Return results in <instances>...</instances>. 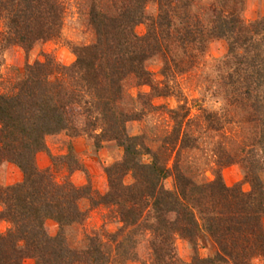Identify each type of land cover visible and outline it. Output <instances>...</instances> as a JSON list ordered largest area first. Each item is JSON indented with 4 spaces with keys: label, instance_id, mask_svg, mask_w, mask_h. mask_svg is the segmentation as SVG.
I'll return each mask as SVG.
<instances>
[{
    "label": "trees",
    "instance_id": "trees-1",
    "mask_svg": "<svg viewBox=\"0 0 264 264\" xmlns=\"http://www.w3.org/2000/svg\"><path fill=\"white\" fill-rule=\"evenodd\" d=\"M70 1L91 41L70 45L69 66L49 56L25 63L0 92V169L10 164L22 175L9 186L0 180V221L9 225L0 234V264H127L139 261L143 240L142 264L264 261V16L246 22L244 0H0V52L19 47L27 55L57 39ZM140 24L144 36L135 33ZM220 40L227 53L208 63L209 45ZM151 63L160 66L161 81ZM197 70L200 83L216 87L219 108L190 118L184 104H152L180 101V79ZM140 87L149 92L129 95ZM157 112L168 114L169 129L147 123ZM129 122L146 127L129 136ZM63 132L93 138L96 148H122L105 169L104 194L68 177L58 182L52 168L38 167L46 138ZM49 157L53 167L66 164L69 175L81 169L72 148ZM233 165L242 168L248 192L225 185L222 170ZM99 207L110 211L116 232L83 229ZM48 220L58 227L55 237ZM178 241L188 245L189 261L179 257Z\"/></svg>",
    "mask_w": 264,
    "mask_h": 264
},
{
    "label": "rangeland",
    "instance_id": "rangeland-1",
    "mask_svg": "<svg viewBox=\"0 0 264 264\" xmlns=\"http://www.w3.org/2000/svg\"><path fill=\"white\" fill-rule=\"evenodd\" d=\"M149 13L155 12V7H147ZM264 16V0H244L242 18L246 22L256 21ZM3 26L0 21V33ZM138 36H144L146 27L143 24L135 28ZM91 33L87 29L85 17L81 16L76 2L67 3L65 10L63 27L60 36L57 39L35 46L27 55L19 47H12L0 52V92H3L5 83H13L20 78L23 73L25 63H34L35 61H44L46 56L53 58L57 64L69 66L75 61V57L71 52L70 45L87 44L91 41ZM227 53V43L225 41H214L209 45L206 55L208 63L213 60L222 58ZM149 70L155 76L157 81H161L160 66L157 63H151ZM201 70L194 71L180 79L181 100L178 101L174 97L157 98L152 104L156 107L163 106L166 109H176L180 104L186 105L189 109L190 118L196 117L200 109L215 110L221 106V102L216 99V87L209 84L200 83L198 78ZM200 80V81H199ZM148 87L132 88L128 91L129 95L136 98L139 93H148ZM147 123L153 126H161L162 129H169L171 121L168 114L163 112L153 113L147 118ZM146 123L129 122L126 124V130L129 136H135L144 131ZM98 131L97 133H99ZM48 152H41L37 155L36 161L40 169H46L43 166V158L49 160L50 166L54 171L55 178L58 182H62L65 178L77 187L90 184L93 190L100 194L107 191V178L105 169L111 166L122 157L123 150L116 143L103 142L99 148L95 147L97 141L87 136L70 137L68 133L63 132L54 136H48L45 140ZM79 143V144H78ZM51 149H50V148ZM69 148L73 149L75 159L80 170L74 171L69 175L66 164H60L58 167L52 165L49 154L54 157L65 156L69 153ZM53 152L54 154H52ZM64 153V154H63ZM43 155L42 158L39 155ZM223 181L226 186L232 187L241 184L242 191L248 192L250 187L243 182V171L238 165H233L222 170ZM206 178L212 180L211 171H206ZM22 175L20 171L13 165L6 164L0 169V180L3 185L9 186L20 182ZM127 183L130 182L128 178ZM173 185L172 179L169 178L165 182V187L171 189ZM1 210V208H0ZM9 225L0 221V234H4ZM46 228L51 237H55L58 227L53 221H46ZM86 232L91 233L101 229L109 233L116 232L118 224L111 219L110 211L107 208L99 207L89 212L88 218L83 228ZM177 250L179 257L183 261H189V248L185 242H177ZM139 261L127 264H142V261L148 259V250L146 242L143 240L138 247ZM202 257L208 254L207 249L200 250ZM24 264H34L30 259L24 260ZM255 264H264V261L258 260Z\"/></svg>",
    "mask_w": 264,
    "mask_h": 264
},
{
    "label": "crops",
    "instance_id": "crops-1",
    "mask_svg": "<svg viewBox=\"0 0 264 264\" xmlns=\"http://www.w3.org/2000/svg\"><path fill=\"white\" fill-rule=\"evenodd\" d=\"M79 144V143H78ZM50 148V147H49ZM51 149V148H50ZM52 154H54L53 152H51ZM64 154V153H63ZM39 156H41V158H42V156L43 155H39ZM43 166H44V168H48L49 166H50V164H49V160L47 159V158H43Z\"/></svg>",
    "mask_w": 264,
    "mask_h": 264
}]
</instances>
